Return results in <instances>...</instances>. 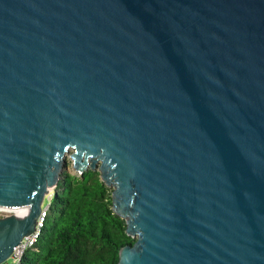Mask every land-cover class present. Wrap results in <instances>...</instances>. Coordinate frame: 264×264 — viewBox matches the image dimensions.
Returning <instances> with one entry per match:
<instances>
[{
	"label": "water",
	"instance_id": "1",
	"mask_svg": "<svg viewBox=\"0 0 264 264\" xmlns=\"http://www.w3.org/2000/svg\"><path fill=\"white\" fill-rule=\"evenodd\" d=\"M70 148L119 264H264V0H0V264Z\"/></svg>",
	"mask_w": 264,
	"mask_h": 264
},
{
	"label": "trees",
	"instance_id": "2",
	"mask_svg": "<svg viewBox=\"0 0 264 264\" xmlns=\"http://www.w3.org/2000/svg\"><path fill=\"white\" fill-rule=\"evenodd\" d=\"M112 191L97 169L64 170L41 235L22 264H119L121 247L136 238L114 211Z\"/></svg>",
	"mask_w": 264,
	"mask_h": 264
},
{
	"label": "built area",
	"instance_id": "3",
	"mask_svg": "<svg viewBox=\"0 0 264 264\" xmlns=\"http://www.w3.org/2000/svg\"><path fill=\"white\" fill-rule=\"evenodd\" d=\"M55 187H53L50 190V193L47 194L45 199H44V202L42 204L43 209L37 218L35 230L32 233H30L29 235L25 236L23 238V240L21 241V244H19L18 247L12 253V255L10 257L12 259V264H22V258L24 256L25 252L28 249L34 247L35 244L37 243V241L41 235L46 216L48 214V209H49L51 200H52L54 193H55ZM10 213H16V212H10ZM16 214H18V213H16Z\"/></svg>",
	"mask_w": 264,
	"mask_h": 264
},
{
	"label": "rangeland",
	"instance_id": "4",
	"mask_svg": "<svg viewBox=\"0 0 264 264\" xmlns=\"http://www.w3.org/2000/svg\"><path fill=\"white\" fill-rule=\"evenodd\" d=\"M73 148H70L69 152L66 153L65 155V159L67 162V171L71 172V173H75V174H79L80 172L76 171L74 166H73V159L71 158V152H72ZM114 186L111 185V188H113ZM7 214H10V212H5V211H1L0 210V217L5 216ZM2 264H12V259L9 258L8 260H6L5 262H3Z\"/></svg>",
	"mask_w": 264,
	"mask_h": 264
},
{
	"label": "bare ground",
	"instance_id": "5",
	"mask_svg": "<svg viewBox=\"0 0 264 264\" xmlns=\"http://www.w3.org/2000/svg\"><path fill=\"white\" fill-rule=\"evenodd\" d=\"M0 210L5 212H16L18 215L27 213V208L21 206H0Z\"/></svg>",
	"mask_w": 264,
	"mask_h": 264
}]
</instances>
